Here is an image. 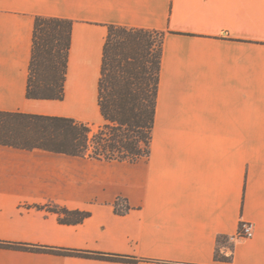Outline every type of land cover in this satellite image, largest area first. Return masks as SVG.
<instances>
[{
	"label": "crops",
	"instance_id": "obj_1",
	"mask_svg": "<svg viewBox=\"0 0 264 264\" xmlns=\"http://www.w3.org/2000/svg\"><path fill=\"white\" fill-rule=\"evenodd\" d=\"M38 16L73 22L61 101L26 96ZM110 25L164 34L149 156L0 145V241L133 264H264V0H0V111L102 126ZM118 199L129 211L115 212ZM47 204L90 216L63 224ZM0 264L130 263L0 248Z\"/></svg>",
	"mask_w": 264,
	"mask_h": 264
},
{
	"label": "trees",
	"instance_id": "obj_2",
	"mask_svg": "<svg viewBox=\"0 0 264 264\" xmlns=\"http://www.w3.org/2000/svg\"><path fill=\"white\" fill-rule=\"evenodd\" d=\"M73 22L35 18L26 96L31 100H63ZM164 34L108 26L104 45L98 104L105 123L92 128L66 117L0 111V145L20 150L40 149L55 154L98 160L135 162L150 154L154 127ZM38 209L58 214L63 224H79L90 213L47 204ZM117 214L130 207L114 203ZM0 248L80 257L118 263L140 260L124 255L45 247L0 241Z\"/></svg>",
	"mask_w": 264,
	"mask_h": 264
},
{
	"label": "built area",
	"instance_id": "obj_3",
	"mask_svg": "<svg viewBox=\"0 0 264 264\" xmlns=\"http://www.w3.org/2000/svg\"><path fill=\"white\" fill-rule=\"evenodd\" d=\"M254 233H255L254 224L244 223L241 225L240 228L241 237H246V238L253 237Z\"/></svg>",
	"mask_w": 264,
	"mask_h": 264
},
{
	"label": "rangeland",
	"instance_id": "obj_4",
	"mask_svg": "<svg viewBox=\"0 0 264 264\" xmlns=\"http://www.w3.org/2000/svg\"><path fill=\"white\" fill-rule=\"evenodd\" d=\"M98 127L92 128V133L95 134L98 131Z\"/></svg>",
	"mask_w": 264,
	"mask_h": 264
}]
</instances>
